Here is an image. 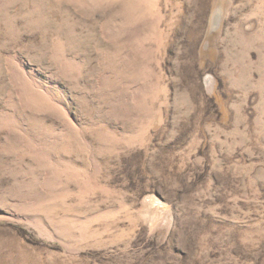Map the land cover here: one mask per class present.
<instances>
[{
    "label": "rangeland",
    "instance_id": "374dc122",
    "mask_svg": "<svg viewBox=\"0 0 264 264\" xmlns=\"http://www.w3.org/2000/svg\"><path fill=\"white\" fill-rule=\"evenodd\" d=\"M0 264H264V0H0Z\"/></svg>",
    "mask_w": 264,
    "mask_h": 264
}]
</instances>
